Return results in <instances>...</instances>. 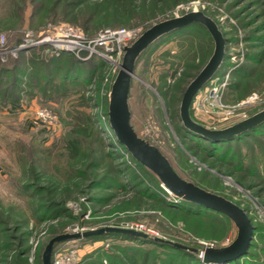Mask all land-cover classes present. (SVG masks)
<instances>
[{
    "label": "rangeland",
    "instance_id": "obj_1",
    "mask_svg": "<svg viewBox=\"0 0 264 264\" xmlns=\"http://www.w3.org/2000/svg\"><path fill=\"white\" fill-rule=\"evenodd\" d=\"M249 1L186 0L173 6L167 3L161 9L148 3L118 6L106 0H0V34L7 37V47H12L25 31H41L57 24L78 27L88 37L105 28H140L142 33L158 21L193 9L202 11L226 40L223 61L211 78L225 82L221 89L223 107L214 114L190 107V116L207 128L222 129L264 108V43L257 38L264 34V30H257L264 21V8ZM212 51L213 41L198 23L163 34L148 45L137 59L131 81V124L138 136L159 148L181 177L231 200L247 213L252 225L264 226V204L260 202L264 191L257 195V186L252 185L257 178L251 171L253 165L261 173L264 170V127L246 136L223 139L210 154L207 140L187 134L179 117L184 88ZM9 56L0 55V60ZM170 69L176 70L175 75L170 76ZM118 70V65L106 64L99 79L83 84L92 90L85 95L98 97L90 102L93 106L89 111L95 119L84 123L67 115L69 100L46 99L36 88L19 103L25 106L27 101L26 110L16 111L11 106L14 103L0 104V162L4 165L0 260L9 259L21 248L19 261L42 264L41 254L51 237L106 226L142 224L149 237L169 239L198 254L204 247L227 246L236 237V226L223 215L208 211L193 217L170 208L165 202L177 199L165 191L155 174L137 165L113 140L111 130L104 125L105 108L107 112L110 86ZM163 73L168 75L165 91L157 88ZM85 76L83 71L79 82ZM42 107L54 113L55 121L46 124L35 117L34 111ZM72 138L78 141L75 159L68 157L64 146ZM239 162L242 168L235 170ZM117 163L142 184L126 192L107 182L92 184L104 175L113 177ZM33 182L47 190H32L33 196L26 188ZM136 189L141 192L136 193ZM66 190L69 196L64 202L45 214L43 204L57 201ZM258 235L253 234L251 241L260 250L264 239ZM131 243L135 242L113 235L63 241L53 247L51 261L58 250L72 245L77 249L74 264H97L101 259L113 264L111 257L121 258L120 248Z\"/></svg>",
    "mask_w": 264,
    "mask_h": 264
},
{
    "label": "trees",
    "instance_id": "obj_2",
    "mask_svg": "<svg viewBox=\"0 0 264 264\" xmlns=\"http://www.w3.org/2000/svg\"><path fill=\"white\" fill-rule=\"evenodd\" d=\"M183 1L186 0H106V2L115 3L118 6L125 4V2L128 5H133L134 7H136L135 4L137 5L138 3H140L141 5H145L148 3L151 6L160 5L162 7L161 9H164L163 7L167 3H170L169 6H173ZM95 4L96 3H94V6ZM249 4L257 5L259 7L261 6L264 8V0H250ZM198 25L205 29L203 25ZM258 29L264 30V21L259 25V27H257V30ZM257 38H259L264 43V34L258 36ZM43 47L44 46H38L29 49H23L18 51V55L16 56H9V60H0L1 106L5 107L11 103H21L23 99L33 95V89L36 88L40 90L41 94L46 99H61L65 101L66 99L69 100V104L65 107L66 113L68 116H72L73 119L75 118L76 123H84L87 120H94V114L89 111L91 109V106H93V104L91 105L90 102L93 103L94 101H97L98 97L92 95H85L87 92L88 94L91 93L92 90L87 89V86L85 87L83 84L88 85L89 83L93 82L95 78L99 79L100 72L102 71L104 65H106L107 63L95 56H92L91 58L82 61L76 58L71 53H56L50 49L46 50ZM20 58L23 59L22 63ZM245 68L247 67H242V70ZM83 71H85L86 76L82 79V82H79V78L80 76H82ZM96 72H99L97 77H95ZM175 72L176 70L171 71L170 69V76L175 75ZM166 74L167 73H163V75H161L160 77L161 83L159 84V86H157L159 90L165 91L167 89L166 80L168 75ZM69 88H71L72 91H69ZM3 107L1 108L3 109ZM105 115L106 121L104 125L109 128L106 108ZM261 127H264V122L242 134L237 135V137L246 136L251 132H259ZM76 130L78 131V128ZM74 132L75 131H73V133ZM111 132L113 140L118 144V146H121L123 150L128 154V157L133 160L137 165H141L139 162H137L131 157L124 145L117 141L112 130ZM186 133L191 134L196 138L203 139L198 135L190 133L187 130ZM230 139L231 138L224 140ZM224 140L214 141L207 139L208 143L206 147L211 148L210 154H213L214 151L217 149V144ZM77 145L78 141H76V139L72 138L65 141V150L68 152V157H70V159H75L78 156L79 149ZM226 153L227 152H224L222 154ZM221 160L224 161V156L221 157ZM120 165V163L114 165V168L116 169V174H114L113 177L104 175L103 177L97 178L92 181V184L95 186H99L102 182H107L108 185L110 184V186H114L118 189L120 188L125 192L129 188H138V186L142 184V182L135 181V178L133 176L130 177L131 173L128 172V168H121ZM241 168L242 163L239 162V166H237L235 170H241ZM251 171L257 178H255L256 180L252 185L255 187L257 186L256 193L257 195L262 196V193L264 191V170L263 173H261L260 171H257V168L253 165ZM32 175L33 178H36L34 171L32 172ZM26 188H29L31 190V193L32 190H35L37 193L47 190L45 187L40 186L34 182L26 185ZM65 192L67 193L57 201L50 200L48 204H43L46 212L45 214L49 212L50 207H53L55 205L60 206L64 202V200L69 196V192L67 190ZM138 192L141 191L137 190L136 193ZM32 194L34 196L35 192ZM173 198H176L177 200L174 202L168 201L165 203L169 205L170 208H173L180 212H184L187 215H192L193 217H196V215L207 213L208 211L223 215L222 213L213 209L206 208L204 206L189 201H185L175 196ZM260 202L264 204V196L262 197ZM35 212L37 214L38 211L35 209L34 213ZM223 216L226 217L225 215ZM42 218L43 215H40L39 219ZM0 224H3V220H0ZM253 234H259L258 236L264 239V226L258 224L253 225ZM108 235L120 236L132 242H135L121 247L120 251L122 253V257H111L112 262H110L109 260V262L113 264H207L201 261L199 256H197L198 253L193 251V249H186L174 246L171 243L173 241L161 237L153 236L150 238H142L132 237L122 233H107L102 235L89 236L86 238H99ZM144 245H150L151 247H144ZM18 246H20V243H18ZM6 247L9 248L10 246ZM128 249L130 250V253ZM20 250L21 248L19 250H15L12 255L14 256V259H10L12 258V256L9 259H6L5 257L4 259L0 260V264H24V262L19 261ZM97 264H102V259ZM224 264H264V244L262 247H260L259 250V248L256 247L255 242L251 241L246 254L234 260L228 261Z\"/></svg>",
    "mask_w": 264,
    "mask_h": 264
},
{
    "label": "water",
    "instance_id": "obj_3",
    "mask_svg": "<svg viewBox=\"0 0 264 264\" xmlns=\"http://www.w3.org/2000/svg\"><path fill=\"white\" fill-rule=\"evenodd\" d=\"M191 23H198L206 28L213 41V51L207 62L184 88L179 104V117L182 126L190 133L203 139L215 141L237 136L264 122V108L222 129L207 128L191 118V101L197 91L207 84L221 65L225 55L226 43L217 24L209 16L202 11L191 10L152 24L131 44L124 47L119 70L109 90L108 125L117 141L124 145L131 157L155 174L161 185L175 197L218 211L234 223L237 231L231 244L219 248L204 247L198 254L203 262L225 263L244 255L249 248L253 236V225L247 213L224 196L208 191L181 177L158 147L137 135L130 120L129 91L139 55L163 34ZM107 233H122L132 237L150 238L143 231L121 226H106L83 232L60 233L51 237L45 244L41 254L42 264H51V254L55 244ZM171 243L174 246L187 249L182 244Z\"/></svg>",
    "mask_w": 264,
    "mask_h": 264
},
{
    "label": "built area",
    "instance_id": "obj_4",
    "mask_svg": "<svg viewBox=\"0 0 264 264\" xmlns=\"http://www.w3.org/2000/svg\"><path fill=\"white\" fill-rule=\"evenodd\" d=\"M140 33V28H105L93 37H88L78 27L70 24H57L41 31H25L17 44L12 47H7V37L0 34V55L11 54L14 57L20 50L46 46L56 53H71L82 61L95 56L107 64L119 66L124 54V47L131 44ZM223 86H225L224 81L210 79L208 84L194 95L190 107L197 111L205 110L207 113L214 114L223 107L221 103ZM34 115L39 121L46 124L55 121L54 113L46 107L37 108ZM208 116L212 118L211 115ZM165 191L174 197L167 189ZM129 228L146 231L142 224H131ZM76 258L77 249L70 245L58 250L54 254L51 264H74ZM102 264L107 263L104 261Z\"/></svg>",
    "mask_w": 264,
    "mask_h": 264
},
{
    "label": "crops",
    "instance_id": "obj_5",
    "mask_svg": "<svg viewBox=\"0 0 264 264\" xmlns=\"http://www.w3.org/2000/svg\"><path fill=\"white\" fill-rule=\"evenodd\" d=\"M12 108L14 107L16 109V111H23L26 110V106H27V101L25 103V106L22 104H13L11 105ZM4 176V165L1 164L0 162V179Z\"/></svg>",
    "mask_w": 264,
    "mask_h": 264
}]
</instances>
